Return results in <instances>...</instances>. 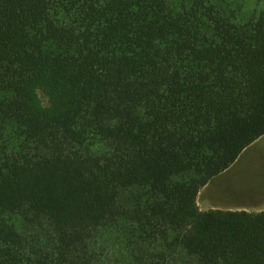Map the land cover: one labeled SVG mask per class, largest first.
<instances>
[{
  "label": "trees",
  "instance_id": "trees-1",
  "mask_svg": "<svg viewBox=\"0 0 264 264\" xmlns=\"http://www.w3.org/2000/svg\"><path fill=\"white\" fill-rule=\"evenodd\" d=\"M263 137L264 0H0V264H264Z\"/></svg>",
  "mask_w": 264,
  "mask_h": 264
},
{
  "label": "crops",
  "instance_id": "crops-1",
  "mask_svg": "<svg viewBox=\"0 0 264 264\" xmlns=\"http://www.w3.org/2000/svg\"><path fill=\"white\" fill-rule=\"evenodd\" d=\"M264 145V137L250 146L239 160L225 173L214 178L198 196V206L201 211H245L260 213L264 211V179L237 182L238 174L233 173L235 168L249 154Z\"/></svg>",
  "mask_w": 264,
  "mask_h": 264
},
{
  "label": "rangeland",
  "instance_id": "rangeland-1",
  "mask_svg": "<svg viewBox=\"0 0 264 264\" xmlns=\"http://www.w3.org/2000/svg\"><path fill=\"white\" fill-rule=\"evenodd\" d=\"M44 103L45 105L47 104L46 100H44ZM233 173L239 175L236 179L237 182H243L245 180L247 185L250 181L264 179V145L258 147L242 160Z\"/></svg>",
  "mask_w": 264,
  "mask_h": 264
}]
</instances>
